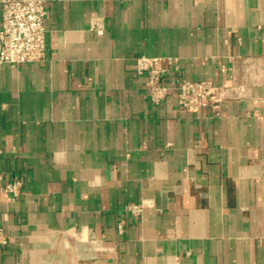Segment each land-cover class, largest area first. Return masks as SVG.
<instances>
[{"label":"crops","instance_id":"0c3cea01","mask_svg":"<svg viewBox=\"0 0 264 264\" xmlns=\"http://www.w3.org/2000/svg\"><path fill=\"white\" fill-rule=\"evenodd\" d=\"M43 1L46 57L0 63V264H264V0Z\"/></svg>","mask_w":264,"mask_h":264},{"label":"built area","instance_id":"2783aa9c","mask_svg":"<svg viewBox=\"0 0 264 264\" xmlns=\"http://www.w3.org/2000/svg\"><path fill=\"white\" fill-rule=\"evenodd\" d=\"M2 26L0 28V63L39 62L46 57L47 9L43 0H1ZM98 32H102L101 29ZM159 57L141 56L137 59V72L147 74L146 85L150 97L161 102L176 95L181 109L199 112L216 101L219 87L208 80L168 79L167 66L173 60L168 58L165 66H159ZM19 183L9 182L3 191L17 194ZM141 212L140 206L130 208ZM8 234L0 228V247L8 244Z\"/></svg>","mask_w":264,"mask_h":264}]
</instances>
